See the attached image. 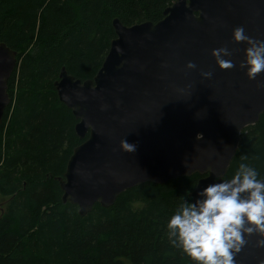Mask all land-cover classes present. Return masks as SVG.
<instances>
[{
	"label": "water",
	"instance_id": "obj_1",
	"mask_svg": "<svg viewBox=\"0 0 264 264\" xmlns=\"http://www.w3.org/2000/svg\"><path fill=\"white\" fill-rule=\"evenodd\" d=\"M111 24L115 37L95 75L81 80L61 67L53 82L83 140L57 177L61 200L83 216L133 186L197 173L189 193L195 200L207 184L226 179L242 130L264 111V72L249 80L239 67L246 45L231 39L242 26L264 40V0H174L156 22L126 26L113 18ZM222 46L232 53L224 57L231 69H220L211 55ZM189 61L194 69L185 67ZM15 67L16 52L0 41V122ZM122 139L135 151H122ZM257 239L246 237L236 264L264 261Z\"/></svg>",
	"mask_w": 264,
	"mask_h": 264
},
{
	"label": "trees",
	"instance_id": "obj_2",
	"mask_svg": "<svg viewBox=\"0 0 264 264\" xmlns=\"http://www.w3.org/2000/svg\"><path fill=\"white\" fill-rule=\"evenodd\" d=\"M173 1L0 0V41L16 52L0 122V264H192L165 225L191 199L197 173L133 186L83 216L62 202L57 180L83 141L53 85L61 67L91 79L115 37L113 18L156 22ZM241 162L264 176V111L242 130L226 179Z\"/></svg>",
	"mask_w": 264,
	"mask_h": 264
},
{
	"label": "clouds",
	"instance_id": "obj_3",
	"mask_svg": "<svg viewBox=\"0 0 264 264\" xmlns=\"http://www.w3.org/2000/svg\"><path fill=\"white\" fill-rule=\"evenodd\" d=\"M231 39L246 45L239 67L245 69L247 78L253 80L264 72V40L248 36L242 26L232 29ZM211 55L220 69L233 67L232 61L224 58L232 55L227 47L213 49ZM185 67L196 66L189 61ZM211 75L201 72L204 79ZM120 148L132 153L136 146L122 139ZM196 197L183 199L165 225L170 246L192 264H236L234 257L247 243L246 237L253 234L259 237L255 246L264 248V176L256 168L241 162L230 179L207 184Z\"/></svg>",
	"mask_w": 264,
	"mask_h": 264
},
{
	"label": "rangeland",
	"instance_id": "obj_4",
	"mask_svg": "<svg viewBox=\"0 0 264 264\" xmlns=\"http://www.w3.org/2000/svg\"><path fill=\"white\" fill-rule=\"evenodd\" d=\"M3 203H4V197L1 196L0 194V208L2 207Z\"/></svg>",
	"mask_w": 264,
	"mask_h": 264
}]
</instances>
